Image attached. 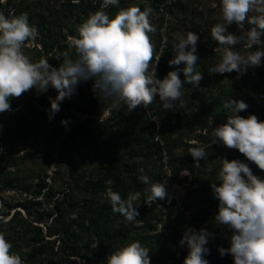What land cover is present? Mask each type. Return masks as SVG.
<instances>
[{
  "label": "rangeland",
  "instance_id": "374dc122",
  "mask_svg": "<svg viewBox=\"0 0 264 264\" xmlns=\"http://www.w3.org/2000/svg\"><path fill=\"white\" fill-rule=\"evenodd\" d=\"M102 3L103 0H45L40 9L39 0H0V11L7 16L28 14L39 36L26 45L25 52L39 60L44 57V44L55 40L58 47L54 51L72 55L69 38L78 35L79 26ZM33 4H38L40 12L51 10V30L45 27L48 21H42V16L31 14ZM131 5L109 6L105 11L111 16ZM139 7L150 9V22L156 29L149 36L154 55L162 53L156 66L157 77L163 78L177 67L168 64L175 54L176 38L197 32L198 66L203 79L198 87L185 84L184 103L177 101L171 109H165L157 97L152 104L130 112L126 105L112 109L110 101H101L93 92L91 81L83 82L54 116L70 123L58 135L50 130L52 118L47 111L49 97L56 95V89L50 87L43 93L33 89L10 99L11 110L0 113V232L25 264H107L111 252L133 240H140L150 249L151 264H184L188 248L181 239L189 228L208 227L215 237L207 246L228 247L231 229L215 222L218 201L210 187L216 180L221 157L243 160L254 174L264 176V170L238 149L210 144L213 127L226 120L223 103L227 98L248 104L240 115L251 113L264 120V84H256L258 79L256 83L244 82V73L208 72L222 55L211 36L212 26L221 21L219 0H180L166 9L147 3ZM228 31L243 37V30L236 24L228 26ZM235 47L244 51L243 43ZM59 58L62 63L66 59ZM260 67L264 69L261 65L248 71ZM180 75L183 79V73ZM77 124L81 126L76 128ZM199 145L206 146L209 156L197 163L190 149ZM113 154L117 166H129L126 174L135 184L134 193L141 194L142 205L135 221L120 216L118 224L126 231L125 237L107 249L106 242L102 244L79 232L74 220L81 201L85 202L83 198L89 203L93 198L96 204H106V187L101 188V184L106 185V169ZM143 174L153 183L166 182L169 197L162 201L167 206L160 200H147L149 186L139 179ZM68 198L75 204L74 211L67 204ZM62 205L63 211L59 208ZM37 231L47 241L40 253L32 255V236Z\"/></svg>",
  "mask_w": 264,
  "mask_h": 264
},
{
  "label": "clouds",
  "instance_id": "9594fccd",
  "mask_svg": "<svg viewBox=\"0 0 264 264\" xmlns=\"http://www.w3.org/2000/svg\"><path fill=\"white\" fill-rule=\"evenodd\" d=\"M119 4L120 0H103L101 8L79 26L78 35L69 38L73 54L61 53L66 59L58 67L51 65L47 57L33 60L26 54V45L39 36L26 12L7 16L0 11V113L11 110L12 97L33 89L43 93L52 87L57 91L54 97H49L47 111L54 118L61 103L76 94L78 85L88 81L92 82L97 97L110 101V107L116 110L124 105L128 112L146 107L157 97L165 109L173 108L177 101L184 103L185 84L198 87L203 79L198 66L200 35L188 32L176 38L175 54L168 64L177 67L158 78L156 66L162 53L154 55L149 33L156 29L150 22V9L131 5L111 16L105 11ZM219 6L221 21L212 26L211 36L222 55L208 72L240 75L249 68L264 65V0H219ZM245 23L252 27L245 29ZM232 24L243 30V37L228 31ZM241 43L244 51L235 47ZM181 64L183 67H178ZM223 106L226 120L213 127L210 144L222 143L238 149L248 161L264 170V120L251 113L240 115L248 108L243 100L227 98ZM61 123L67 126L69 121L62 119ZM190 155L198 163L209 152L206 146L199 145L190 149ZM208 171H212L211 166ZM139 179L149 186L145 194L149 202L169 197L166 182L153 183L146 174ZM210 187L218 201L215 222L231 229L228 247L218 248L221 256L231 254L234 264H264V176L254 174L243 160L221 157L216 180ZM107 198L112 211L127 221H135L139 216L140 193H129L124 198L120 192L109 189ZM214 237L208 227L187 229L181 239L188 248L184 264H209L205 254L210 251L207 245ZM12 247L0 232V264H25ZM149 251L140 240H133L111 252L107 264H151Z\"/></svg>",
  "mask_w": 264,
  "mask_h": 264
},
{
  "label": "trees",
  "instance_id": "16d2710c",
  "mask_svg": "<svg viewBox=\"0 0 264 264\" xmlns=\"http://www.w3.org/2000/svg\"><path fill=\"white\" fill-rule=\"evenodd\" d=\"M45 0H39V7L41 9L42 3ZM176 2H180V0H120V4L116 7H121L129 4H137L139 6L147 3L151 6L159 7L162 9H166L167 7H170L171 5H174ZM38 4H33L31 9V14H34V16H42V21H48L47 24H45V27L48 30H51V26H53V22L51 21V15L52 12L49 9H44V11L40 12V9L37 10ZM33 9V10H32ZM254 13H250V15H253ZM48 16V17H47ZM247 27H252L251 24H247ZM57 41L51 43V44H44V57H47L49 59V63L53 65L54 67H58L59 64L62 62L60 61L61 57L55 48L58 47V44H56ZM257 79L259 82H257ZM242 80L244 82H250L252 80V83H256L260 86L264 84V69L262 67L256 69L254 72L248 71L243 74ZM55 118V117H54ZM50 120V130L53 134H61L64 133L65 125L61 123V118ZM26 119H30L28 116ZM56 120V121H53ZM29 121V125H30ZM70 123H68V126ZM81 126V124H77L75 127L77 128ZM70 133V131L68 132ZM110 143V142H109ZM109 146V145H108ZM113 160H110L109 165L106 169V185L101 184V188L106 187V204L101 203L100 205L95 203L94 199L91 198V202L89 203L86 198H83V201H81L80 206L78 207V210H76L75 214L77 215V218L75 221V225L78 227L79 232L83 233L84 235H88L93 239H96L100 243L106 242V248H111L112 245L116 244L119 239H122L125 237L126 231L124 228L119 226L120 216H122L120 213L113 212L111 205L109 203V200L107 198V192L109 189H112L114 191L120 192L122 197L127 198L129 193L135 192V184L130 181L127 177V172L129 171V167L126 163L124 165H121L120 167L117 166V162L115 159L114 154L112 155ZM85 203V204H84ZM160 203L164 206H167L168 204H165L162 200H160ZM67 204L70 208H75V204L72 203V200L68 198ZM96 205V206H95ZM100 206V207H99ZM60 210L63 211V205L59 207ZM58 208V209H59ZM70 228V227H69ZM33 239V247L31 249L32 255H36L37 253H40L43 246H45L44 236L42 235V232L37 231L32 236ZM103 244V243H102ZM209 248V252L206 253V258L209 261V264H234L233 258L231 254H225L221 256V254L218 251L217 247L207 246ZM225 247L226 246H221ZM111 250V249H110Z\"/></svg>",
  "mask_w": 264,
  "mask_h": 264
}]
</instances>
